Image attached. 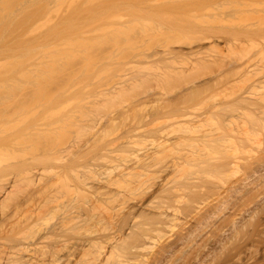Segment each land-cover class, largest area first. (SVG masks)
I'll return each mask as SVG.
<instances>
[{"label":"bare ground","instance_id":"1","mask_svg":"<svg viewBox=\"0 0 264 264\" xmlns=\"http://www.w3.org/2000/svg\"><path fill=\"white\" fill-rule=\"evenodd\" d=\"M117 1L118 4L119 2H124L126 7L120 5L121 3L117 6V2H115L116 4L112 3L110 4L111 6L109 5L112 11L109 9L107 12L106 9L105 12V9L103 10V8L99 6L104 12L102 13V11H100L101 15L99 9H97L98 11L96 10V6L95 8H93V6L91 7L94 11L98 12L99 17L97 16L98 19L95 20L96 22H99V25H92V23L97 24L95 20L94 22H86L91 19H86L88 17L85 13H83L84 15H79L84 18V20L81 18L83 21L78 18L81 23L79 21L73 23V21L71 22L73 26L70 22H68L67 25L65 22L70 20L66 18L67 21L64 22L65 19H62L61 24L62 26L66 24L64 28L71 25L72 29L75 24L78 25V23H80L79 28L76 26L77 29L75 28L76 30L74 31H76V33L78 29L84 31L83 33L79 31V34L81 35H79V37L86 40L93 39L95 42L96 39L98 40L100 37L104 38L106 35L108 37L110 34L109 32L112 34L114 31L116 35H123L125 34L123 30L125 32L127 30L126 34H128L127 37H129L130 34L132 35V33H134L131 32L135 31L134 27L142 25V27H140L143 28L141 29L143 37V39H141L143 41L145 39L147 40L148 37L151 38L154 34L155 40H159L162 37V41L160 40V42H158L162 45L161 42L164 41V44L162 45V50H154L156 47L161 48L158 44L155 48H151V50L150 47H147L149 42L145 44L147 42L145 40L144 44L142 43L144 49L139 43L141 39L139 40L138 37L136 38L138 33L136 36L132 35L135 39H133V41H136V43L131 42L129 45L132 46L131 44H133L134 48L131 49H137L136 51H139H135L136 53L129 51L132 54L138 53L137 55H133V58L135 57L133 59L131 54L127 51L125 52V48H122L124 45L122 42V52L123 54L129 53L128 56L130 55V58H126L127 54L124 55L126 57L121 58H123L122 60H129V64L125 62L126 60H124V62L122 61L123 64L116 61L118 65L126 67V65H131L130 62L132 61L133 66L126 67L128 70H130L129 68L131 67L133 70L134 67L141 71L143 69L141 68V65H143L145 68L142 71L148 69V66L151 67H149L150 71L148 69L146 70L149 72H147L148 74L146 72H141V74L139 73L140 71L135 70L139 73L137 74L135 72L138 75H136V77L134 73L131 75V70L130 72H127L129 76L126 77L124 74H126L125 71L127 69L124 71L125 67H122V69L118 66L117 68L124 73H122V75L126 79H123L120 82L119 79L116 78L118 80L117 84L114 80L113 83L111 81V83L113 85L115 83L116 86L114 85L111 89H107L106 87V91H102L104 83H99L98 81V76L100 75L97 76V80L93 77L97 74L94 73V75H92L91 71L90 74L94 80L96 79L98 81L97 84H102V86L98 85V87L97 84H95V86L93 85L94 87L91 88H102L98 90H101V93L99 92L100 94L95 96L96 100L92 99L90 101L89 98L87 101L88 97L86 98V96H84L87 101L84 102L85 104L89 101L94 104L91 105L89 104L90 102L88 103L92 109H86L87 106L82 103L83 100H85H82L83 97H81L79 103L81 105L83 104L85 107L78 105L79 103L76 104L77 106L74 104L75 102L70 103L71 101L69 98L73 101V98L78 92H74L77 89V86L75 85V82H71L73 79L70 78V81H68V73H75L74 76L78 74V76L81 77V73L85 69L87 71L90 64L87 68H84L87 65L80 68L83 66L82 64L84 62L80 67H78V63L77 67L80 70L83 69V71L80 72L79 69L77 71V67H71L69 65L70 62H68V60L66 61V59L69 58L66 57L65 60L62 59V63L59 58V53H64L61 54L63 57L70 53L74 60L78 55H81V53L77 52L81 50L82 45L84 46L83 49H86L87 47L90 49L93 47L91 45L95 44L92 41L90 42V40L89 43H87L88 41L86 42V40V43L84 41L82 42L78 35H75L73 31L74 28L72 29L73 32L69 29L71 31L70 34L69 30L66 31L63 28V31L61 25H58V27L53 26L56 28L48 29L50 30V34L52 31L59 32V36L57 33L52 32V34H56V37L51 34L58 40V37H61L66 32V38L64 36H62V38H65L66 40L68 38V43L65 41L56 42V39H52L54 40V43L50 42L52 45L56 43L55 45L58 46L59 44L57 43H60L61 47L63 44H65V47H68L70 45L69 40H73L72 37H69L70 34L71 36L74 35V37H77V39L74 38L75 40L71 43L73 47L76 43L75 41H81V46L79 43L80 41L78 42L80 49H77L76 47L73 48L70 45L72 50H70L69 46V51L67 50L69 53L64 48L65 52H59V50L56 52L58 53V56H54L56 55L54 54L52 57H50L51 53L49 54L47 51L43 50L46 53L41 51V54H45V56L49 57V60H47V58L44 59L43 57L45 56H43V54L42 56L37 55V57L41 56L39 60L37 57L33 59V53L36 52L35 48L38 49V47L41 48V45H44L43 43L39 45L40 41H38L37 45H34L35 50H32L33 48L28 49L31 54L24 48H22L24 50L20 49V52L16 53V55H20L17 57L18 59L22 58L24 55H31L33 57L32 59L36 60L35 63L38 61L41 62H39V64L37 63L38 65L36 64V67L34 66L35 73L32 71L34 67L31 66L32 69L28 68V70H31L36 76L31 75L32 73L30 74L27 70L24 71L25 68L23 69L24 73L19 74L22 72L21 67L23 64L25 65L24 61L26 59L29 60L28 56H24L22 59L23 61L16 58L18 64L16 63V60H12L18 66L21 64L19 66L21 71L18 69L14 71L15 73L17 72L16 75H18H12L13 78L15 76L24 79V81L20 79V84H16L19 82V80H16V82L11 84L12 86L10 85L12 81H9V84L3 85L7 82L5 80L6 78L9 79L8 76H10L12 72L8 74L5 73L18 68V66L12 64V61L7 64L8 70L6 66H4L5 69H2V71L5 70V72H3V74H1L2 72L0 70V75H6V78L5 76L3 77L5 79H2V76L0 77V81H5L2 84L0 82V84L3 85H0V264H74V262H76V264H135L137 259L144 257L148 252H150L148 253V255L150 254L149 260L147 258L148 261H144L145 263L143 262L141 264H147L148 262V264H161L166 254L170 255L171 253H175V248L178 245L188 244L189 242L194 241L195 234L208 227L212 218H214L217 213L222 212L227 208L230 199H233L237 194H243V196L244 194H247L246 192L249 190L245 189L249 186L246 184V182L248 183V180L251 179L253 183L256 179L255 182L260 181V183L261 180H264V82L260 83L262 81L256 82L254 80L257 75L261 74L262 71L264 72V4L262 5L264 0L262 2L260 0L257 2L256 0L257 4L261 2L258 6L256 5L255 0H253L255 3L250 1L252 6L256 5V7H254L257 14L255 12H252V14L255 17L257 15V18H255L254 21V18L251 16L250 19H248L249 21H247V24L252 26L254 22V24L256 23V25L253 26L255 28L243 24L245 25L244 27H247L244 28L237 23L240 27L237 26L240 29L243 27V30H241V32H239V29L233 30L234 32L231 31L233 35L236 33L244 35L245 33L244 36L247 37L250 42L254 41L253 44L255 45L253 46L251 42L250 44H246L245 47V43H247L246 39L245 41H242L244 39L241 37L242 40L239 38L241 41H238L239 35H235V37L238 36L237 41L240 42L239 46L234 47L233 44V47H230L232 43L229 42V44L228 41L225 40L226 37L229 38L232 36V34L229 35L231 32L228 31L229 33L226 32L228 35L225 36L224 39L230 45H226L227 49L225 51H227V53L224 52V49H215L220 50L217 52L219 54H216L218 56L215 55L216 57L214 55L211 56V53H209L210 56L207 54V52L211 51L210 48H213H209V45L214 46L213 42L216 43L215 41L218 38L216 31H214L217 27V25L214 27L215 23L224 25L223 22L226 21L225 19L226 17L228 18L229 12L231 11H228L227 9H231L232 6V9L237 10V7L243 3L240 6V10H243L242 6H245V2L243 1L246 0H233L236 2L238 1L237 3L235 2V8L233 7V4L230 3V0H226L228 4L225 1V5L228 7L224 6V0L222 1L223 3L220 0H214V2L223 4L224 8L222 10L224 11V14L221 13L222 10L220 9L222 8V4L217 5V3L213 2L214 5L216 4V7H210L217 8L220 6L218 8L221 12L213 10L215 8H212L211 10V8L206 5L199 8L201 2L198 3L195 0H187L189 2L183 0L185 4L188 3L185 6L184 4L181 5L182 3H176L177 0H145V3L147 4L144 5L143 2H140L141 4L139 3L140 5H144L141 6L143 9L150 7L152 11L156 10V13L153 15L155 18L158 17V20H155L154 16L151 14H148V17L143 16L142 18L145 19H142L140 13L143 14L147 9H144L143 11L141 10V7L133 8L134 6H131L133 3H130L128 6L127 2L129 3L130 0ZM131 1L136 3L137 0ZM139 1L141 0H138L137 3ZM4 2L6 3L7 1ZM189 3H197L195 8L198 7V9H200L199 13H201L202 10L205 9L204 6H206L208 8L205 9L206 11L211 10L212 14L215 11V15L216 13H221L222 15H220H224V19L222 17L219 19V14L218 16H215L214 14L212 16L210 11V18H218L216 19L218 22H214L215 18L213 20L208 18V11H203L200 16L203 19L206 16L205 19L207 20V23L205 22V24L200 20L202 19L200 16L198 17V20L196 19V16L199 14H196L197 12L194 10L199 11L197 8L192 9L193 14L191 13V8L194 5L192 4L193 6L191 5V7ZM246 3L248 4L247 7H250L249 0L246 1ZM136 4L134 5L139 6ZM182 6H184L186 11L188 10V12L182 16L185 20L180 18L182 15L181 12H183L181 11L183 9ZM124 7L126 9L132 8L133 10L131 11L128 9V12ZM153 7H155V9ZM247 7H244V11L247 10ZM254 7L250 8L253 9ZM114 8L116 10H114ZM120 8V11H127L126 14L125 12L122 13L123 11L119 12ZM179 9L181 11L180 16L177 15L179 14L177 13ZM134 10L136 12H134ZM240 10H237L238 12H236L239 14ZM113 11L115 14L118 12V15L113 14ZM175 11H177V14L174 13ZM235 11L233 10V12ZM246 12H244V14H246ZM127 13H131L133 17H131L130 14V16H127ZM173 13L175 14L176 19L177 16L180 18L177 19V22L174 15H172ZM205 13L206 15H204ZM248 13H250V11ZM168 14H171L170 18ZM114 15L117 18L121 17L120 20L129 17V20L128 18L124 20L125 23H129L133 20V24H131L132 22L130 23L132 26L130 24H122V26L121 23H124V20L121 22L117 19L115 22ZM190 15L191 18L189 17ZM230 15L228 22L232 19L231 16L234 14ZM110 16L111 19L113 17L114 22L112 21V23L116 26L117 24L118 26L121 25L118 28L120 30L112 29L113 31H106V29L109 30V28L114 25H110L111 23L109 24V22L106 23V18L109 20L108 17ZM136 16L141 18L140 20H137V23L135 21ZM162 16L165 18V21H169L165 22L167 24L162 22L164 21L162 20ZM165 16H167V18ZM234 16L232 20L233 22ZM192 17L196 19L197 24H193L195 21L192 20ZM103 18L105 19L104 22H100ZM130 18L133 19L131 20ZM171 18H174L175 22L174 19L172 20ZM150 19H153V21ZM154 20L155 22H159L160 20V24L154 23ZM183 20H190L189 22L192 24L184 22ZM199 20L201 21L200 24ZM150 21H152L154 25L158 24L156 25L158 27L152 29L154 27L152 23V28H148V23ZM232 21L229 23L226 21L224 26H229L228 24L233 23ZM84 22H86L87 25ZM145 22H147L146 25L144 24ZM236 22H234L235 24L233 23L234 25L232 28L236 25ZM163 23L166 27L165 25L163 26ZM201 23L203 25H201ZM104 24L105 26L106 24H109V26L107 25L108 28L105 27ZM143 25L147 26L149 30L145 26L143 27ZM195 25H198V27ZM90 26L94 29L91 30ZM97 26H100V29L103 26V30L98 28V31L100 30L101 32H95L94 30H97ZM199 26H206V28H199ZM210 26L215 28L213 29V32L216 34L211 31L212 28ZM85 27L90 29H86L87 31H85L83 29ZM163 27L164 31L161 30ZM229 27H231V25ZM58 28L59 31L57 30ZM60 29L64 33H62ZM144 29L149 32L150 29L156 31L159 29L158 31L161 32L160 34L164 33L166 36H162L159 32L155 31L149 33ZM104 30L106 34L102 32ZM128 30H130V32ZM116 31H119L120 33ZM60 32L62 34H60ZM145 32L151 35H147ZM211 32L213 33V36L211 35ZM72 33L74 34L72 35ZM93 33H95V35H93ZM96 33L99 35L97 36ZM102 33L103 35H101ZM220 33H223V31ZM88 34L89 37H87ZM91 34L92 36H96V39H94ZM43 35L45 34L40 35L39 38ZM47 35L48 36H45L50 38L48 41L51 40L49 33ZM156 35L160 37L156 38ZM214 35L216 36L215 41L213 40ZM115 36L108 37V41L111 39V41H113H109V45H112V48L114 42H116L117 46L115 47L114 44V47L118 48V50L120 49V54L121 48H119L120 45L118 46V44H120L122 37L120 35L121 38L118 36L115 38ZM46 37L45 39L47 40ZM107 37H105L106 39L104 40L106 43L108 42L106 41ZM117 37L120 41H117ZM232 37L230 38L232 39ZM102 38H100L101 44H97L100 48L102 47L101 45H108L105 42V44L102 43ZM45 39L43 38L41 41H44L47 46L50 42L46 44L48 41H45ZM124 39L123 41H125ZM231 39L228 40L231 41ZM130 41L132 40H129V42ZM233 41H236V38H234ZM241 42H243L242 46L240 45L242 44ZM257 42H259V44L261 43V45L258 46ZM78 43H76V45H78ZM125 44L127 45L128 41ZM134 44L137 45L135 46ZM50 45L51 44H49L48 47ZM247 45L250 47H247ZM57 46H55L53 50L61 48ZM137 46L138 48H141L142 51L144 50V52H148V49L153 52L142 53V51L140 52L141 49H135ZM151 46L154 47L153 45ZM251 46H253V49L255 46L260 48L258 49V51L260 50V54L259 52L257 54L261 57H256L261 61H258V59L256 60L261 63V65L257 63V65L261 67L257 66L258 68L256 67V70L254 67L255 64H251V62H255L254 60L256 58V54L252 55V52L249 50L252 49ZM50 47V49H52L53 46ZM114 47L113 49L109 47V49L107 47V49H105L104 46L105 50H109L108 52L105 51V54L108 53L107 57H112L110 51H115L113 54H115L116 58L121 56L116 54L117 49L115 50ZM244 47L245 49H243ZM40 48L38 49V52H40ZM75 48L78 50L75 52L77 56H74L76 55L74 54L75 50L73 51ZM208 48L210 51H208ZM214 48H217V46L215 45ZM247 48L248 50H246ZM50 49L47 50L51 51ZM93 49H95V47H93ZM97 49L98 48H96V52L100 51V49ZM55 51L57 50H54L53 52L55 53ZM61 51H63V48ZM85 51L87 52V50ZM85 51H83L84 54H87L90 58V55L92 54L89 53V55ZM66 53L68 54L66 55ZM109 53L111 55H109ZM248 53H250L251 56H254V58ZM99 56H97V62L99 61ZM79 57L80 59L77 60H82L81 56ZM95 57H93V60ZM104 57L106 58V56ZM116 58H114L113 55L112 59H106L109 62ZM136 58H138V62ZM41 59L44 61L42 62ZM100 59H102V56ZM33 60L32 62H34ZM50 60L53 61L51 62L52 64L49 65L52 70H49V67L47 66V64H50ZM56 60H59L60 63ZM73 60L71 61L70 59L69 61L73 62ZM85 60L86 59H84V61ZM149 60L151 61L148 62ZM107 61L105 64L108 63ZM54 62H56L57 65H55L56 63ZM95 62L93 61V63ZM99 62L98 65L103 64L105 61L103 60L102 62L101 60ZM35 63H33V65ZM53 63L55 70H53ZM63 63L65 66H63ZM109 63L112 64V62ZM135 63H138V65L140 64V68L138 65L136 68V65L134 66ZM9 64H12L14 67L12 66L13 68L9 69ZM105 64L104 67L106 66ZM111 64H108L107 68L109 66L112 67L113 65ZM44 66L47 67L44 68ZM93 66H95V64ZM100 68L97 70L102 72L104 68ZM117 68H115V70ZM152 68H154V71L151 70ZM249 68L252 71H249ZM92 70L94 69L92 68ZM84 72L83 75H85ZM26 73H29V75ZM105 73L108 72L106 71ZM24 74L26 77L23 76ZM71 74L69 76L74 78ZM114 74L111 75L113 78ZM91 75L88 76L90 77L89 80L92 79ZM45 76H50L48 77L49 79H46L50 81H48L49 84L45 79L44 82L47 84H41ZM24 77L27 78V80H25ZM88 77H86L87 80L84 82L85 86L86 84L89 85L90 82L92 83V81L88 80ZM260 77L262 78V75H260ZM261 78L257 76L256 80H261ZM13 80L15 81V78ZM79 80H77L78 83ZM152 80L157 82L156 86L159 84L162 91L159 88L160 92H155V86L152 87V84L154 85V83L150 82ZM252 80L255 82H252ZM25 81L27 83H24ZM68 82H71V84L76 86L75 89L72 88L75 96L73 94L70 95L71 93L69 92H72L70 88L72 85L70 86ZM248 82L249 84H247ZM84 83L81 84L84 86ZM81 84L79 83L78 88L82 87ZM148 87L152 88H150L151 91H148L149 93L152 92L153 94L154 92L159 95L162 92V96L159 95L161 97H157L155 94L153 97L156 96L157 98H151L152 94H150L151 97H146L147 94L149 96V93L147 92ZM96 89L92 91H95ZM155 89H157V87ZM82 90L83 89H81V91ZM141 90L147 92L146 94V92L143 91L145 94H142L146 97L145 99H142L144 96L141 97ZM90 91L89 94L88 92H84L85 94L82 93V96L83 94L91 96ZM135 94H138L137 96H139V98L141 97V99L131 101L132 97L138 98ZM91 98H94L93 95ZM94 100L96 104L92 102ZM77 102L78 101H76V103ZM147 105L150 106L149 109ZM88 135L90 136L87 137ZM84 138L86 139L85 141H83ZM100 161L101 163H99ZM241 172L244 174V178L242 177L243 174H239ZM239 175L242 177L239 178V180H242H240L242 182L240 186L235 187L234 189H232L233 187L226 189L223 186L220 187V184L224 185L234 176L240 177ZM254 177H256L255 180H253ZM239 180H237L238 184L240 182ZM262 186L261 188H263ZM220 188H224L225 190L223 192L216 190H221ZM210 191H216L218 197L221 195L220 193H223V198L221 197L222 199L217 198L219 201L215 200L218 205H213L214 207H217L216 210L211 209L212 211L206 210L208 204L206 207L202 205V203H204V198L206 196V198L210 197ZM224 193H231V195L224 196ZM240 196L242 195H239L237 198ZM206 198L205 200L207 201L208 199ZM130 204H133V206L129 207ZM201 205L205 207V210L207 211L205 214L198 213L201 211ZM134 208H138V215L133 211ZM202 210L204 212V208H202ZM194 212L200 214H197L199 218H197L196 222L194 221L196 225L194 224V226L191 227L192 225L189 226L187 222V228L182 231L180 228V234L179 232L176 233V235L179 234L178 237H174L177 239H173V241L170 236V240L165 238L164 235L167 234L165 232L167 229H170V227L175 225L176 221L181 218L180 215H196ZM216 216L218 217V214ZM235 220L232 222L235 229H237V221ZM154 235L159 237L157 238L159 239V242L157 241V243H161L159 247L157 244H154L155 242L152 244L153 241L157 240ZM198 236H200V233ZM161 238H165L166 242H168L166 243L163 241V243H165L163 244ZM171 240L173 242H171ZM149 249H156L157 251H152V253ZM185 250L186 249H184V251ZM183 255L184 254H182V256ZM179 258L180 257H178L176 261L179 260ZM145 259L146 258H144V260ZM72 260L74 262H72ZM174 261H172L171 264L176 263ZM140 262H142V260L139 261V263Z\"/></svg>","mask_w":264,"mask_h":264},{"label":"rangeland","instance_id":"2","mask_svg":"<svg viewBox=\"0 0 264 264\" xmlns=\"http://www.w3.org/2000/svg\"><path fill=\"white\" fill-rule=\"evenodd\" d=\"M4 1H7L6 3L4 2ZM119 1H121V0H119ZM124 1H126V0H124ZM131 1V0H130ZM129 1V3L127 2V5L129 6V4L131 3H133L131 6H134L133 8H136V7H141L142 5H140L142 2L144 3V5L145 4H147V3H145V0H141V1H139L138 3H137V1H136V3H134V1L132 2H130ZM187 1V0H186ZM185 1V2H186ZM195 1H197L198 3L199 2H201V4H199V8H201V6H203V5H206L207 7L209 6H215L216 7V4L214 5L213 3H217V2H214V0H195ZM215 1H218V0H215ZM221 2L223 1V0H220ZM225 1L226 0H224L223 2H224V6L225 7H228V6H226L225 4L227 3V1H226V3H225ZM239 1V0H238ZM237 1V2H238ZM241 1H243V0H241ZM246 1H248V0H246ZM246 1H243V2H245L244 3V5L245 6H242L243 7V10H240V6L243 4L242 2H240V3H242V4H240V6L239 7H237L238 9L237 10H240L241 11V13H240V11H239V14L237 13L238 11L236 10V9H232V6L231 5H229V6H231V9H227L228 11H230L229 12V15L231 14H234V15H236V16H234V15H230L231 17H232V19H230V21H232L233 20V16H234V22H236V25L232 28V26L235 24L233 21V23H231V24H228L229 26L231 25V27H229V26H224L225 25V22L227 21L228 22V18H229V15H228V12H227V15H228V18L226 17V14H225V17H226V21H224L223 23H224V25H220V24H218V23H215V26L214 27H216V25H217V27H216V29L214 28V27H212L213 26V24L211 23V25L212 26H210L211 28H212V32H213V29H215L214 31H216V33H217V39H216V36L214 35V41H215V39H216V43H214L213 42V44H214V46L213 45H209V48L210 47H215V45L217 46V48H210L211 49V51H210V49L208 48V51H210V52H207V54H208V56H210L209 55V53H211V56L212 55H216V54H219V53H217V52H219L220 50H222V49H224V52L225 53H227V51H225L226 49H227V47H226V45H229L230 43H232L231 44V46L230 47H233V44H234V47H236V46H239V43L240 42H238V41H241L242 39H241V37H243V39L244 40H242V41H245V39H246V42L247 43H245V47H246V44H250L251 42H250V40H248L247 39V37H245L244 35H245V33H244V35L243 34H241V35H243V36H241L239 33L237 34L236 32V34L235 35H239V37L238 36H236L235 37V35H233L232 34V32L231 31H233V30H240L239 32H241V30H243L242 28L245 26V25H243V24H246V26L247 25H249V24H247V21H249L248 19H250V17L252 16L254 19V21H255V18H257V15H256V17L252 14V12H255L256 13V9H255V7H256V5L258 6V4H260L263 0H260L261 2L260 3H258L257 4V2H259L258 0H257V2H256V0H255V2H256V5H251V2L250 1H252L253 3H255L253 0H249V5H250V7L252 8V7H254L253 9H251L249 6V8L247 7V3H246ZM115 2H117V6L121 3V2H119V4H118V1L117 0H0V70H1V74H3V72H5V70H3L2 71V69H5L4 68V66H6V68H7V70H8V67H7V64L8 63H10L12 60L13 61H15L16 60V63L18 64V62H17V57L18 56H20V55H16V53H18V52H20L19 50L20 49H22V48H24V49H26V50H28V49H30V48H33L32 50H35L36 52L35 53H33V57L30 55V56H28V55H24V56H28L27 58L29 59V60H27L26 58V60L24 61V63H25V65L23 64V66L21 67V70H22V72H20L19 74H23L24 73V71H29L30 72V74L32 73L31 72V70H28V68H31L32 69V67H34L37 63L39 64V62L40 61H38L37 63H35L36 62V60H33V59H35L36 57H37V55H41L42 56V54H41V51L42 52H45V51H47L49 54L51 53V55H50V57H52V55H54V54H56V55H54V56H58L57 54L58 53H56V52H58L59 50V52H65L64 51V48L66 49V51L68 50L69 51V46L71 45L72 46V41H74L75 39H77V37L75 36L74 37V33H75V35L77 34L78 35V37H79V31H81L80 29H78V31H77V33H76V31H74V30H76L77 28H76V26H78V28H79V24L81 23L79 20H78V18H83V17H80L79 15L80 14H83V13H85V15L87 14V17L88 18H86V16H85V18L86 19H91V20H85L86 22H88V21H92V22H94V20L95 19H98V17H99V15H98V10L97 9H99V13H100V11H102V9L101 8H103V10L105 9V12H106V9H107V12H108V10L110 9L111 10V8H110V4H112V3H115ZM123 2V1H122ZM141 2V3H140ZM187 2H189V1H187ZM186 2V3H187ZM191 2V1H190ZM193 2V1H192ZM213 2V3H212ZM222 2V3H223ZM234 2V3H233ZM236 1H233V0H230V3H232L233 4V7L235 8L236 7V3H235ZM264 2V1H263ZM124 3V2H123ZM123 3H121L120 5H124L125 6V3L123 4ZM140 3V4H139ZM176 3H182L181 5H183L184 4V6L185 5H187V4H185L184 2H183V0H177V2ZM194 3V2H193ZM192 3V4H193ZM212 3V4H211ZM221 3V4H222ZM116 4V3H115ZM134 4H136V5H139V6H135ZM191 3H189V5L191 6L192 5ZM221 4H219V3H217V5H221ZM228 4V3H227ZM239 4V3H238ZM264 3H262V5H263ZM110 5V6H109ZM143 5V6H144ZM149 5V4H148ZM194 5V6H193ZM192 6L194 7H192L191 8V13L193 12L192 11V9H198V7H196L195 8V5H197V3H195V4H193ZM93 6V8H95V6H96V10L97 11H94V9L93 8H91ZM99 6H101V8L99 7ZM104 6V7H103ZM184 6H182L183 7V9L181 10V11H183L184 12ZM206 6H204L205 7V9L207 8ZM222 6V8H220L221 10L224 8V6H223V4L221 5ZM238 6V5H237ZM97 7H99V8H97ZM114 7H116V6H114ZM120 7V6H119ZM122 7V6H121ZM126 7V6H125ZM124 7V9H126ZM146 7V6H145ZM203 7V8H204ZM215 7H212V8H215ZM218 7H220V6H218ZM217 7V8H218ZM241 7V8H242ZM244 7H247V12L246 11H244ZM142 9L141 10H143L144 11V9H143V7H141ZM154 9H155V7H153ZM186 8V7H185ZM211 8V7H210ZM209 8V9H210ZM212 8H211V10H212ZM217 8H215V9H213V10H216V12H218L219 11V8H218V10H217ZM101 9V10H100ZM113 9V8H112ZM118 9V8H117ZM122 9H123V7H122ZM128 9H130V8H128ZM128 9H126V10H128ZM137 9H139V8H137ZM147 9V10H146ZM146 12L144 11V13L143 14H141L140 12V15H141V18L144 16H147L148 14L150 15H153L154 13H156V10H154V11H152L151 10V8L149 7H146ZM156 9H158V8H156ZM205 9H203L202 10V12L201 13H203V11H206ZM208 9V8H207ZM114 10H116L115 8H114ZM121 10V8L119 9V12H122V13H124L125 11L124 10H122V11H120ZM131 11L133 10L132 8L130 9ZM140 10V9H139ZM199 11H197V10H194L195 12H197L196 14H199L198 16H196L197 18V20L199 19L198 17L200 16V14L201 13H199L200 12V9H198ZM210 10V11H211ZM233 10L236 12H233ZM112 11V10H111ZM178 11V10H177ZM177 11H175L174 13L175 14H177V13H179V14H177L178 16H180V14L182 13V15H181V19H184V17L182 18V16L184 15V14H186L187 12H188V10L186 11L185 10V12L183 13V12H181L180 11V9H179V11L177 12ZM208 11V13L209 14H207V16H209L208 18H210L211 16H210V11L209 10H207ZM206 11V12H207ZM250 11V13H248ZM95 12H96V14H95ZM116 12V11H115ZM127 12V11H126ZM126 12H125V14H126ZM128 12H129V10H128ZM134 12H136L135 10H134ZM177 12V13H176ZM181 12V13H180ZM215 12V11H214ZM214 12H213V14H214ZM219 12H221V11H219ZM224 11L222 10V12L221 13H223ZM244 12H246V14H244ZM102 13H104L103 11H102ZM110 13H112V12H110ZM132 13V12H131ZM131 13H127V16H130L131 15ZM172 14V15H174V18H175V14ZM220 13V14H221ZM91 14V15H90ZM113 14H115L114 13V11H113ZM119 14H121V13H119ZM130 14V15H129ZM193 14V13H192ZM195 14V13H194ZM211 14H212V11H211ZM213 14H212V16H213ZM218 14L219 13H216V15L218 16ZM219 14V19L222 17L223 18V16H221ZM224 14V13H223ZM237 14H238V16H237ZM251 14V15H250ZM257 14V13H256ZM84 15V14H83ZM100 15H101V13H100ZM106 15V14H105ZM105 15H103V16H105ZM112 15V14H111ZM115 15H118V12H117V14H115ZM114 15V21L116 22L117 21V19L118 20H120V18L121 17H116ZM132 15H133V13H132ZM131 15V17H133ZM137 15V14H136ZM139 15V14H138ZM139 15V16H140ZM148 15V16H149ZM169 15V18H170V15L171 14H168ZM176 15V16H177ZM204 15H206V13L204 14ZM204 15H202V16H204ZM215 15V14H214ZM215 15V16H216ZM98 16V17H97ZM147 16V17H148ZM154 16V15H153ZM153 16H151V17H153ZM164 16V15H163ZM162 16V17H163ZM177 16V19H180L179 17ZM187 16H188V14H187ZM194 16V15H193ZM101 17V16H100ZM107 17V16H106ZM122 17L124 18V16L122 15ZM146 17V18H147ZM166 18H167V16H165ZM185 17H186V15H185ZM190 18H191V15L189 16ZM201 17V16H200ZM206 17V16H205ZM205 17H204V19L202 18V19H200L201 21H203L204 23L207 21L206 19H205ZM230 17V18H231ZM69 19L70 21H67V19ZM102 18V17H101ZM105 18V17H104ZM103 18V20H101L100 22H104V19ZM109 18V20H107V18H106V23L107 22H109V24L110 25H112V24H114V23H112V21H113V17H112V19H111V16L110 17H108ZM128 18V20H129V17H127ZM127 18H124L125 20L127 19ZM137 18H139V17H137L136 16V19H135V21H136V23L138 22L137 20H140L141 18H139V19H137ZM154 18H155V16H154ZM153 18V19H154ZM160 18V17H159ZM174 18H171L172 20L174 19ZM189 18V19H190ZM215 18V20L216 19H218V18H216V17H214ZM213 17L212 18H210V19H214ZM237 18V19H236ZM64 20V22L65 21H67V22H65V23H67V25H68V22H73V23H77V21H79L80 23H78V25L77 24H75L74 25V29H73V31H74V33H72V35L73 36H71L70 34H71V31H72V29H71V25L73 26V24L71 23V25H69L68 27H70V28H68V27H66V28H64V26L66 25V24H64L63 26H62V21L61 20ZM93 19V20H92ZM124 19H122V20H124ZM131 19V18H130ZM133 19V18H132ZM131 19V20H132ZM142 19H145V18H142ZM153 19H150V20H152L153 21ZM176 19V18H175ZM175 19H174V22H175ZM177 19H176V22H177ZM196 19L194 18V17H192V20H194V21H192V22H194L193 24H197V22H196ZM224 19V18H223ZM72 20V21H71ZM82 20V19H81ZM83 20H84V18H83ZM82 20V21H83ZM122 20H120L121 22H123ZM125 20H124V23H121V25L122 24H130L131 22H129V23H125ZM149 20V19H148ZM155 20H158V17H156L155 18ZM155 20H154V23H159L160 22V20H159V22H155ZM162 20H164V21H162ZM161 21L162 22H169V21H165V18L163 17V19H162ZM170 20V19H169ZM185 20V19H184ZM183 20V21H184ZM199 20V24H200V21ZM212 20H210V21H212ZM214 20V22H218V20H216L215 21ZM252 20V19H251ZM251 20H250V22H251ZM113 21V22H114ZM134 21V22H135ZM142 21V20H141ZM146 21V20H145ZM152 21H150L149 23H148V28L149 27H151V24L153 23ZM179 21H182V20H179ZM190 21V20H189ZM189 21H184V22H189ZM209 21V20H208ZM229 21V22H230ZM63 22V23H64ZM86 22H84V23H86ZM95 22H96V20H95ZM140 22V21H139ZM143 22V21H142ZM161 22V23H162ZM171 22H173V21H171ZM213 22V23H214ZM228 22V23H229ZM250 22H248V23H250ZM253 22V21H252ZM97 24H93L92 23V25L94 26H96V25H99L98 23V21L96 22ZM118 23V22H117ZM116 23V24H117ZM119 23V24H120ZM135 23V24H136ZM154 23L152 24V25H154ZM163 23V26L165 25V24H167V23H165L164 24ZM189 23H191V22H189ZM207 23V22H206ZM205 23V24H206ZM219 23H220V21H219ZM240 25V26H243V27H241V29L239 28L240 26L238 25V24ZM89 24V23H88ZM109 24H106V26H105V24H104V26L105 27H107L108 28V26H109ZM131 24H133V22L131 23ZM130 24V25H131ZM134 24V25H135ZM139 24V23H138ZM142 24V23H141ZM145 25L147 24V22H145L144 23ZM160 24V23H159ZM169 24V23H168ZM192 24V23H191ZM204 24V25H205ZM252 24V23H251ZM253 24H254V22H253ZM252 24V26L251 25H249V26H251V28H255V27H253V26H255L256 25V23L253 25ZM58 25H61V29L63 30V28L66 30V31H68L69 29L71 30H69L70 32V34H69V37H72V39L73 40H69V43H70V45L69 44H67L68 42V38H67V40L65 39L66 37H65V33L64 32H62V30L60 29V31L62 32V33H64V35H62V36H64L65 38L63 39L62 38V36L61 37H58L59 36V32H55V31H52V32H54V33H57V37L60 39H56L55 37H56V34L54 35V34H52V32H51V34L52 35H54L55 37H53L51 34H50V30H48V29H50V28H56V27H53V26H57L58 27ZM82 25H83V23H82ZM86 25H87V23H86ZM91 25V24H90ZM108 25V26H107ZM121 25H119V26H121ZM140 25V24H139ZM145 25H143V27L145 26ZM156 25H158V24H155L154 25V27L152 28V29H154L155 27H158V26H156ZM201 25H203L202 23H201ZM210 25V24H209ZM226 25H227V23H226ZM239 27H238V26ZM119 26H118V24H117V26L114 24L113 25V27L111 26V28H109V30L108 29H106L105 27V29H106V31H110V30H120V29H118L119 28ZM123 26V25H122ZM132 26V25H131ZM137 26V25H136ZM141 27H142V25H140ZM140 26H137V27H134V30L136 31H131V32H134V33H132V35L134 36H136V34L138 33V36H136V38L138 37V39L140 40L141 38L143 39V37H142V31H141V29H143V28H141ZM160 26V25H159ZM196 27H198V25H195ZM60 27V26H59ZM82 27H84V26H82ZM87 27H89V26H87ZM87 27H85V28H83L85 31H87L86 29H90L91 28V30L92 29H94L92 26H90V28H87ZM100 26H97L96 28H97V30H94L95 32L96 31H98V28H99ZM103 27V26H102ZM102 27H101V29H102ZM116 27V28H115ZM139 27H140V29H139ZM146 28H147V26H145ZM162 27V26H161ZM165 27H166V25H165ZM200 27H205L206 28V26H199V28ZM238 27V28H237ZM68 28V29H67ZM76 28V29H75ZM95 28V29H96ZM127 28V27H126ZM125 28V29H126ZM147 28V29H148ZM207 28H208V26H207ZM232 28V29H231ZM244 28H247V27H244ZM82 29V28H81ZM100 29V28H99ZM100 29V30H101ZM157 29V28H156ZM209 29V28H208ZM249 29V28H248ZM51 30H55V29H51ZM58 31H59V28L57 29ZM98 31V32H101V31ZM103 30V29H102ZM112 30V31H113ZM133 30V29H132ZM145 30V29H144ZM149 30V29H148ZM148 30H145V31H147V32H149ZM159 30V29H158ZM156 31V30H151L150 29V32L151 31H155V32H159V31ZM161 30H163L164 31V27H163V29H161ZM246 30V29H245ZM244 30V31H245ZM64 31V30H63ZM72 31V32H73ZM88 31H90V30H88ZM129 32H130V30H128ZM223 31V33H220V32H222ZM228 31H230L231 33H229ZM244 31H242V32H244ZM60 32V34H62ZM82 33L84 32V31H81ZM80 32V33H81ZM102 32H104L105 33V30L104 31H102ZM115 32V31H114ZM113 32V33H114ZM116 32H119V31H116ZM123 32L125 33V34H123V35H125V36H123L122 34H120L121 35V37H120V35H116V33H112L111 34V32H109L110 34L108 35V37L110 36H118V37H120L122 40L120 41V39L118 38L117 39V41H120V44H118V46L120 45V47L119 48H121L122 47V45H123V49L125 50V52L127 51V52H129V51H133L134 53H136V52H139V51H136L137 49L136 48H138V46L137 47H135V49L136 50H132L131 48H134L133 47V44H131L132 46H130L129 44L132 42H134L133 41V39H134V37L130 34V36L129 37H127V35L128 34H126V32H127V30H126V32L123 30ZM147 32H145V34L147 33ZM149 32V33H150ZM211 32V35L213 36V33H215V32H213L212 33ZM226 32H228L229 33V35L230 34H232V36H230V37H232V39L229 37H226V39H225V36H227L228 35V33H226ZM234 32V31H233ZM238 32V31H237ZM49 33V35H50V37H51V40H49L48 41V39H50V38H48V37H46V36H48L47 34ZM81 33V34H82ZM120 33V32H119ZM118 33V34H119ZM122 33V32H121ZM144 33V32H143ZM149 33H147V35L149 34ZM154 33V32H153ZM161 32H159V34H160ZM215 33V34H216ZM42 34H45V35H43V36H41V38H39L40 37V35H42ZM87 34V33H86ZM86 34H85V36H86ZM89 34H90V32H89ZM89 34H88V36L87 37H89ZM106 34V33H105ZM105 34H104V36H105ZM140 34V35H139ZM145 34H144V36H145ZM155 34H158V33H155ZM226 34V35H225ZM67 35V34H66ZM93 35H95V33H93ZM96 35H97V33H96ZM99 35V34H98ZM97 35V36H98ZM101 35H103V33L101 34ZM149 35H151V34H149ZM154 35V34H153ZM153 35L151 36V38H149L148 37V39L146 40L147 42L145 43V44H147L148 42V46L147 47H150V49L151 48H155L156 47V45L158 44V46H161V48H155L154 50H162V45L164 44V41L163 42H161L162 43V45L159 43L160 42V40L162 41V37L159 39V40H155V35H154V37H153ZM160 35H165L164 33H162V34H160ZM81 36V35H80ZM91 36H92V34H91ZM116 36H115V38H116ZM141 36V37H140ZM157 37L156 38H159L160 36H158V35H156ZM166 36V35H165ZM164 36V37H165ZM45 37L47 38V40L45 39ZM53 37V38H52ZM68 37V36H67ZM82 37H84V36H82ZM94 39H96V36H92ZM100 37V36H99ZM105 37H107V35L105 36ZM102 38V37H100V38H102V40H103V42L102 43H104L105 41V39L106 38ZM108 37H107V40L106 41H108ZM109 37V38H110ZM131 37V38H130ZM140 37V38H139ZM164 37H163V40H164ZM237 37H238V41H237ZM245 37V38H244ZM45 39V41H48V42H46V44L47 43H49L50 41L51 42H53L54 40H52V39H56L55 41L56 42H58V41H65V42H67L66 44L67 45H69L67 48L64 46L65 44H63L62 45V47H61V45H60V43H57V44H59L58 46L57 45H55V44H53L52 45V43L50 42L49 44H51L50 46H53L52 47V49H50L51 47L49 46L48 47V45L46 46L45 45V42L44 41H41L42 39ZM75 38V39H74ZM80 39H81V37H79ZM91 38V37H90ZM99 38V39H100ZM115 38H113V39H115ZM124 38H126V39H124ZM144 38H146V37H144ZM154 38V39H153ZM231 39V41H229L228 39ZM234 38H236V41H233V39ZM239 38L241 39V40H239ZM63 39V40H62ZM70 39V38H69ZM99 39L97 40L96 39V42H95V40L93 41V39H89L90 40V42L92 41L93 43H95V44H93V45H91V46H93V47H95V49H93V47H91L90 45V47L92 48H86V49H83V45L81 46V41L83 42H85V40L86 39H81V41L80 40H78V42L80 43V46H81V50H79V51H81V52H79L78 50H76V48L77 49H80V46H79V43L77 42V41H75L76 43H78V45H76V43H75V45H74V47H76L75 49H73V51H74V54H76L75 52H77V53H81V55H78V57H76V58H74V60H73V57H72V54H70L68 51V53H66V55L67 56H62L61 54H64V53H59V58H60V61H61V63L63 62L62 61V59L63 60H65L66 59V57L67 58H69V59H66V61L68 60V62H70L69 63V65L72 67H77L78 65V63H79V66L78 67H80V65L82 66V67H80V68H83L85 65H87V66H85L84 68H87L88 67V65H89V67L87 68V71H86V69L83 71V69L82 70H80L78 67L76 68L77 69V71H78V69L80 70V72H84L85 73V75L87 74L88 75V73H89V75H94V73H96L95 75L96 76H93L94 78H96L97 79V76L98 75H100V76H98L99 78V83H104L103 84V86L105 87V90H104V87L102 86V84L100 85V84H97L98 83V81L96 80V82H95V80H94V78L92 77V75H91V77H92V79L91 80H89V78L90 77H88L87 75L85 76V75H83V72L81 73V77L80 76H78V74L77 75H75L74 76V74L72 73H70L71 75H73L74 76V78L71 76H69L70 74L68 73V71L70 70L69 68H67V69H69L68 71H67V73H68V78H69V80L68 81H70V78L71 79H73V80H71V82L73 83V82H75L76 84V86H77V91L75 90L74 92H78L77 93V95L75 96L74 94H73V90H72V88L73 89H75L76 88V86L74 85V84H71V82H68L69 83V85L71 86L72 85V87H70L71 88V90H72V92H69V93H71L70 95H74L75 97V100H74V98H73V101H72V99L71 98H69V100L71 101L70 103H73V102H75L74 104L76 105V104H78L79 103V101L81 100V97H83L82 98V100L83 99H85V97L84 96H86V98H87V101H88V99L91 101L92 99H95L96 100V98H95V96H97L98 94H100L101 92V90L100 91H98L99 89H102L103 88V90L102 91H106L107 89H111L112 87H114V85L116 86V84H117V79L116 78H118L119 79V81L121 82L123 79H126V78H124L123 77V75H122V73L123 72H121V70L120 69H118L117 67L119 66L118 65V63L119 62H121L122 64H123V62H124V60H126L125 62L126 63H128L129 64V60H127L128 58H130L129 56H128V54L130 53L131 54V56H132V58H133V55H137V54H132L131 52H129V53H124L123 54V52H122V48H121V53L119 54V50H118V48H115L117 45H116V42H114V44H115V47H114V44H113V47H114V49L116 50L117 49V51H116V54H119V55H121V56H118L119 58H116L115 57V54H113V52H115V51H110V53H112V57H107V54H105L106 52L105 51H109V50H105V49H107L108 47L109 48H111V46L112 45H109L110 44V42L109 41H111V40H109L106 44H108V45H104L105 46V49H104V46L103 45H101L102 47L100 48V44H101V39H100V41H99ZM123 39L125 40V41H123ZM141 39V40H142ZM165 39H167V38H165ZM227 40L228 41V43H227V41H225V40ZM89 40H86V42L87 43H89ZM129 40H132V41H130L129 42ZM135 40V39H134ZM139 41V43H140V45H142V48H144L143 47V44H144V42H145V40L142 42V41ZM149 40V41H148ZM249 42H248V41ZM38 41H40L38 44L39 45H41L42 43L44 44V45H41V48L40 47H38V49L40 48V52H38L39 50L37 49V48H35L34 47V45H37V42ZM98 41V42H97ZM114 41H116V40H114ZM128 41V44L126 45L125 43ZM150 41H152V42H150ZM159 41V42H158ZM166 41V40H165ZM85 42V43H86ZM111 42H113V41H111ZM122 42H123V44H122ZM235 42V43H234ZM238 42V43H237ZM54 43V42H53ZM74 43V42H73ZM104 43V44H105ZM134 43H136V41L134 42ZM137 43H138V41H137ZM139 43H138V45H139ZM143 43V44H142ZM150 43H152V44H150ZM227 43V44H226ZM242 44H240L241 46L243 45V42H241ZM254 43V41L252 42V44ZM258 43V46L259 45H261V43L259 44V42H257ZM256 43V44H257ZM62 44V43H61ZM97 44H99V45H97ZM122 44V45H121ZM29 45H31V46H29ZM33 45V46H32ZM38 45V46H39ZM97 45V46H96ZM129 45V46H128ZM135 46L137 45V44H134ZM140 45H139V47H140ZM151 45H153L154 47H152ZM255 44H253V46H254ZM28 46H29V48H28ZM55 46H57V47H61L60 49L59 48H56V49H54V50H57V51H55V53L53 52L54 50H53V48L55 47ZM70 46V50H72L71 48L73 47H71ZM88 46V45H87ZM253 46H251L252 47V49H253ZM48 47V48H47ZM73 47V48H74ZM107 47V48H106ZM113 47L111 48V49H113ZM130 47V48H129ZM146 47V48H147ZM186 47V46H185ZM229 47V48H230ZM245 47L243 48V49H245ZM247 47H250V46H248L247 45ZM17 48H19V49H17ZM35 48V49H34ZM63 48V51H61V49ZM96 48H98L97 50H99L100 49V51H97L96 52ZM108 48V49H109ZM15 49V50H14ZM24 49H22V50H24ZM47 49H50L51 51H48ZM103 49V50H102ZM130 49V50H129ZM139 50L141 49V48H138ZM145 49V48H144ZM150 49H148L149 51L148 52H146V53H150V51L152 50H150ZM215 49H220V50H215ZM252 49H249L251 52H252V55H255V57L256 56H258L259 54H260V50L258 51V49H260V48H258L257 46H255L254 47V49L252 50ZM17 50V51H16ZM21 50V51H22ZM43 50H45V51H43ZM85 51V50H87V52L86 53H91L92 55H90V58H89V56L87 55V54H84V52L83 51ZM90 50V51H89ZM93 50H94V52H93ZM147 50V49H146ZM246 50H248V48L246 49ZM29 51V53H30V50H28ZM136 51V52H135ZM142 51V49L140 50V52ZM15 52V53H14ZM26 52V51H25ZM34 52V51H33ZM72 52V51H71ZM96 52V53H95ZM98 52H99V54H98ZM101 52H102V54H101ZM118 52V53H117ZM144 52V50L142 51V53H145ZM151 52H153V51H151ZM256 52V53H255ZM259 52V54H257ZM28 53V54H29ZM36 53H40V54H36ZM46 53V52H45ZM104 53V54H103ZM109 53V55H111ZM254 53V54H253ZM15 56H14V55ZM21 54V53H20ZM22 54H24V53H22ZM31 54V53H30ZM48 54V55H49ZM73 54V55H74ZM84 54V55H83ZM94 54H96V55H94ZM123 54V55H122ZM127 54V55H126ZM249 55H250V53H248ZM47 55V54H46ZM83 55V56H82ZM94 55V56H93ZM100 55V56H99ZM113 55H114V58H116V59H113V61H109V62H112V64L111 63H109L108 61H107V59H109V58H113ZM124 55H126V56H124ZM23 56V57H24ZM40 56V57H41ZM43 56H45V54H43ZM72 57V58H70V57ZM74 56H77V54L76 55H74ZM79 56H81V59L83 60H77V59H80V57ZM95 57V59L93 60V57ZM97 56H99L98 58V60L99 61H101L102 60V62H103V60L105 61V62H103V64H100V65H98L99 63L97 62ZM102 56V59H100V57ZM104 56H106V58L104 57ZM216 56H218V55H216ZM215 56V57H216ZM251 56V55H250ZM23 57L22 58H19L18 60H22L23 59ZM40 57H37L38 58V60L40 59ZM85 57V58H84ZM121 57H126L127 59H124V60H122L123 58H121ZM251 57H253L254 58V56H251ZM258 57H261V56H258ZM258 57H256L255 58V62H251V64L253 63V64H255L254 65V67H255V70H256V67L258 66V67H261V66H259V65H261V63L260 62H258V61H261V60H259L258 59ZM17 58V59H16ZM33 58V59H32ZM44 59L45 58H47V60H49V57H47V56H45V57H43ZM42 58V59H43ZM58 58V57H57ZM103 58H105V59H103ZM121 58V59H120ZM135 58V57H134ZM133 58V59H134ZM41 59V61L43 62L44 60H42ZM51 59V58H50ZM53 59V58H52ZM71 59V61L73 60V62H71V61H69ZM84 59H86L85 61H84ZM90 59V60H89ZM92 59V60H91ZM120 61H119V60ZM133 59H131V60H133ZM137 59V62H138V58H136ZM136 59H135V62H136ZM256 59H258V61L256 60ZM32 60L34 61V62H32ZM95 60H96V62H95ZM115 60V61H114ZM12 61V64H15L14 62ZM23 61V60H22ZM57 61V60H56ZM59 61V60H58ZM57 61V62H58ZM60 61L58 62V63H60ZM74 61H76V62H74ZM82 61V62H81ZM89 61V62H88ZM92 61V62H91ZM93 61L95 62V63H93ZM106 61L108 62L107 64H105L106 63ZM118 63H117V62ZM123 61V62H122ZM151 60H149L148 62H150ZM20 62V61H19ZM48 62V61H47ZM46 62V63H47ZM50 62V64H47V66L49 67L48 69L49 70H52V69H50V66L49 65H51L52 63L51 62H53V61H49ZM48 62V63H49ZM65 62V61H64ZM134 62V61H133ZM33 63H35L34 65H33ZM41 63V62H40ZM45 63V62H44ZM43 63V64H44ZM54 63H56V62H54ZM54 63H53V70H55L54 69ZM87 63V64H86ZM114 63H115V65H114ZM120 63V64H121ZM126 63H125V65H126ZM131 63V65H126V67H129V66H133L132 65V61L130 62ZM257 63H259V65H257ZM12 64H9L10 66H9V69H12L14 66L12 65ZM17 64H15V66H18ZM37 64V65H38ZM64 64V63H63ZM91 64H95V66H93V65H91ZM104 64L106 65L105 67H104ZM108 64H111V65H113L112 67L111 66H109L108 68H107V66H108ZM21 64H19V66H20ZM46 65V64H45ZM55 65H57V63L55 64ZM62 65V64H61ZM67 65V64H66ZM97 65V66H96ZM136 65V66H135ZM137 65H138V63H135L134 64V66L137 68ZM250 65V64H249ZM2 66H3V68H2ZM13 66V67H12ZM18 66V68H16L15 70H13L12 69V71L10 70V71H7L5 74H8V73H11L10 74V76H8V78L9 79H7L6 78V75L4 74V76H5V78H6V80L5 81H7L5 84H3V85H6V84H9V81L11 82L10 83V85L13 83V82H16V80H19V82H17L16 84H20V79L22 78H20L19 76V78H17V77H15L14 76V78H15V81L13 80L14 78H13V76L12 75H16V73L14 72V71H16L17 69L19 70V71H21ZM32 66V67H31ZM46 66V67H47ZM63 66H65V64L63 65ZM139 66V68H140V64L138 65ZM142 67L141 68H145V66H143V65H141ZM11 67V68H10ZM36 67V66H35ZM35 67L32 69V71H34V73L36 72L35 71ZM45 66H44V68H46ZM96 67V68H95ZM100 67H102V68H104V72L102 71H98L97 69L98 68H100ZM124 68L125 66H119V68ZM124 68V71L127 69V68ZM147 67V66H146ZM150 66H148L147 68L149 69V71H150V68H149ZM254 67H253V69H254ZM257 67V68H258ZM25 68V70L23 71V69ZM90 68V69H89ZM92 68L94 69V70H92ZM115 68H117L116 70H115ZM122 68V69H123ZM132 68V67H131ZM131 68H129L130 70H126L125 71V73L126 74H124V76H126V77H128L129 76V74H127V72H130L132 69ZM252 68V67H251ZM75 69V68H74ZM89 69V70H88ZM101 69V68H100ZM142 69V70H143ZM148 69H146V70H148ZM112 70H113V72H112ZM134 70V71H133ZM133 72L131 71L130 73H131V75L134 73V75L136 76L137 74H139V73H141V72H148V71H146V70H144V71H140L139 69L137 70V69H135L134 67H133ZM135 70H137V71H140L139 73H137ZM151 70H153L154 71V68H152ZM251 69L249 68V71H250ZM93 73H92V72ZM96 71H98V72H96ZM108 72V73H105V72ZM123 71V70H122ZM252 71V70H251ZM254 71V70H253ZM66 72V71H65ZM64 72V73H65ZM74 72V71H73ZM90 72H91V74H90ZM114 72H115V74H114ZM137 74H136V73ZM34 73H32L31 75H34V76H36ZM67 73H65V74H67ZM102 73V74H101ZM111 73H113L114 74V78H113V76H111V75H113V74H111ZM118 73H120V74H118ZM145 73V74H146ZM149 73V72H148ZM147 73V74H148ZM262 73L264 74V72L262 71ZM259 74V75H257V76H259V78H261L260 77V75H262V78H261V80L259 79L258 81L256 80V77H255V81L256 82H259V81H262V82H260V83H263L264 82V77H263V74ZM27 75H29V73H26ZM111 74V75H110ZM142 74V73H141ZM18 75V74H17ZM16 75V76H17ZM80 75V74H79ZM130 75V76H131ZM2 76V79H5V78H3L4 76L3 75H0V77ZM22 76V75H21ZM23 76H25L26 77V75L24 74ZM47 76V75H46ZM45 76V78H43V81L41 80L42 79V77H41V79H39V80H41V81H39V82H41V84L42 83H46V82H48L49 80H46V79H49L48 77H50V76H48V77H46ZM62 76V75H61ZM64 76V75H63ZM67 76V75H66ZM84 76V77H83ZM135 76H133V77H135ZM138 76V75H137ZM136 76V77H137ZM24 77V78H25ZM40 77V76H39ZM38 77V78H39ZM51 77H52V75H51ZM65 77V76H64ZM63 77V78H64ZM86 77H88V80L89 81H92V83H93V81H94V83L92 84L91 82H90V84L88 85V84H86V86H85V81L87 80V78ZM238 77V76H237ZM67 78V77H66ZM120 78H122V79H120ZM130 78V77H129ZM129 78H127V79H129ZM131 78H132V76H131ZM1 79V78H0ZM44 79L46 80V82H44ZM65 79V78H64ZM80 79V80H79ZM102 79V80H101ZM151 79H152V77H151ZM22 81H24V79H21ZM25 80H27V78H25ZM66 80V79H65ZM76 80V81H75ZM77 80H79V83L81 84V83H84V86H83V84H81L82 85V87H84V88H82V87H80V88H78V86H79V83H78V81ZM101 80V81H100ZM113 80H114V82H116V84L114 83V85L112 84L113 83ZM4 80H3V82H2V80L0 81L1 82V84L2 83H4L5 82ZM53 81V80H52ZM51 81V82H52ZM111 81H112V83H111ZM255 81H253L252 80V82H255ZM50 82V81H49ZM49 82H48V84H49ZM54 82V81H53ZM106 82V83H105ZM107 82H108V84H107ZM150 82H152V83H154V85L152 84V87H154V90H155V92H157V93H159L160 91H159V84H158V86H156L157 85V82H155L154 80H152V81H150ZM251 82V83H252ZM22 83V82H21ZM24 83H27L26 81L24 82ZM87 83V82H86ZM89 83V82H88ZM156 83V84H155ZM0 84V85H1ZM15 84V83H14ZM13 84V85H14ZM47 84V83H46ZM95 84H97V87H98V85L99 86H102V88H99V89H96L97 87H95L94 89H96L95 91H92V90H94V89H91L92 87H94L95 86ZM107 84V85H106ZM151 84H150V86H151ZM247 84H249V82L247 83ZM3 85H1V86H3ZM23 85V84H22ZM94 85V86H93ZM264 85V84H263ZM262 85V86H263ZM0 86V87H1ZM12 86V85H11ZM75 86V87H74ZM90 88H89V87ZM106 87H107V89H106ZM157 87V89H155ZM151 88V87H150ZM150 88L148 87V89H147V92L148 91H151L150 90ZM81 89H83L82 91H81ZM90 89H91V91H90ZM152 89V88H151ZM161 89V88H160ZM80 91V92H79ZM89 91H90V93H91V96H87V95H84L85 93L84 92H88V94H89ZM146 92L145 90H141V92L142 93H140L141 95L142 94H145L144 92ZM161 91H162V89H161ZM100 92V93H99ZM147 92H146V94H147ZM164 92V91H163ZM82 93H84L83 94V96H82ZM95 93H96V95H95ZM149 93V92H148ZM157 93H154L153 92V94H152V92L151 93H149V96H148V94L146 95V97H151L150 96V94H152V97L151 98H155V97H153L155 94L157 95ZM76 94V93H75ZM139 94V93H138ZM137 94V95H138ZM162 92L159 94V95H161L162 96ZM69 95V94H68ZM70 95H69V97H70ZM92 95H93V97L94 98H91L92 97ZM136 95V94H135ZM136 95V96H137ZM159 95H157V97H161V96H159ZM144 95H142L141 97H143ZM71 97H73V96H71ZM132 97V96H131ZM138 98H136V97H132L131 98V101H136L137 99H141V97L139 98V96H137ZM145 96H144V98H142V99H145L146 98ZM156 97V98H157ZM67 98V97H66ZM79 99V100H77V99ZM150 98V99H151ZM97 99H99V98H97ZM95 100L94 101H92L93 103H95L96 104V102H95ZM147 100H149V99H147ZM151 100H153V99H151ZM76 101H78L77 103H76ZM86 101V99L85 100H83V102L82 103H84V102H87ZM89 101V102H90ZM141 101H143V100H141ZM88 102V103H89ZM88 103H86V104H88ZM151 103V102H150ZM150 103H149V105H150ZM74 104H72V105H74ZM85 104V103H84ZM85 104V106H87V108L86 109H90L91 108V106L89 105V104H91V105H94V104H92L91 102L88 104V105H86ZM71 105V106H72ZM78 105H81L80 103L78 104ZM149 105H147L148 106V109H149ZM77 106V105H76ZM82 107H85V106H83V104L81 105ZM152 106V105H151ZM89 107V108H88ZM94 107V106H93ZM92 109V108H91ZM122 132V131H121ZM90 135H88L87 137H89ZM85 138H86V136H85ZM84 138V140L83 141H85L86 139ZM89 139V138H88ZM85 160V159H84ZM83 160V161H84ZM102 161V160H101ZM101 161L99 162V163H101ZM104 162V161H103ZM243 173H244V171H243ZM242 172L241 173H239V174H243ZM238 176V175H237ZM240 176V175H239ZM243 178H244V174H243V176H242ZM241 176L240 177H236V176H234L232 179H230L229 180V182L228 183H226V184H220V187H225V189L226 188H231V187H233L232 189H234L235 187H238V186H240V184L242 183L240 180H239V178H242ZM237 178V179H236ZM255 178L256 177H254L253 178V180H255ZM237 180H239L240 182H239V184L237 183L238 181ZM257 180V179H256ZM255 180V181H256ZM254 181V183H253V181L250 179V180H248V183L246 182V184L247 185H249V186H247V188L245 189V190H249V191H247L246 193L247 194H244V196H243V194H237L236 196H234L233 197V199H230L229 200V203H228V205H227V208H225V210H223L222 212H219V213H217L218 214V217L215 215L214 216V218H212V220L209 222V224H208V227H206L205 229H202V231L201 232H197V234H195V238H194V241H192V242H189L188 244H181V245H178L175 249H176V251H175V249H174V251H175V253H171L170 255L169 254H166L165 255V257H164V259L162 260V263L161 264H171V262L172 261H174V259H175V261L174 262H176V263H174V264H264V196H263V194H264V180H261V183H260V181H257V182H255ZM236 182V183H235ZM249 182H252V183H249ZM263 183V184H262ZM261 184V185H260ZM219 185V184H218ZM263 185V186H262ZM255 186H257V187H255ZM261 186L263 187V188H261ZM250 188V189H249ZM221 190H219V189H216V190H218V191H221V192H223L225 189L223 188H220ZM212 191H214V190H212ZM217 191V192H218ZM210 197H208V198H206V199H208L207 201L205 200V198H204V203H202V205L203 206H205L206 207V205L208 204L209 205V207H208V205H207V207H208V209H207V207H206V210H208V211H212L211 209H215L216 210V207H214L215 205H218V203L217 202H215V200L216 201H219L218 199H220L221 197L223 198V193H220L221 195L218 197V193H216V191L215 192H211L210 191ZM249 193V194H248ZM225 194V193H224ZM206 195H208V194H206ZM226 195H231V193L230 194H225L224 196H226ZM239 195H242V196H240L239 198H237ZM209 196V195H208ZM217 196V197H216ZM218 198V199H217ZM221 198V199H222ZM3 199V198H2ZM234 200V201H233ZM208 202V203H207ZM132 203V202H131ZM216 203V204H215ZM212 204V205H211ZM201 205V206H202ZM211 205V206H210ZM214 205V206H213ZM130 206H133V204L131 205H129V207ZM202 206V208H204V212H203V210H202V208H201V211L200 212H198V213H200V214H205V212H207L206 210H205V207H203ZM210 207H212V208H210ZM138 209V208H137ZM137 209H133V211L136 213V215H138L139 213H137ZM198 213H196V212H194V214H196V215H193V214H191V215H187L186 214V216H183V215H180L181 216V218L180 219H178L177 221H176V223H175V225H173L172 227H170V229H167V231L165 232V233H167L166 235H164L165 236V238H168V240H170L169 239V236L170 237H172V240L174 239H177V238H174V237H178V235L180 234V228H181V231L183 230V229H186L187 228V226H188V224H189V226L190 225H192L191 227H193L194 226V224H195V222H196V220H197V218H199V216L198 215H200V214H198ZM190 214V213H189ZM198 214V215H197ZM220 214V215H219ZM198 216V217H197ZM253 216V217H252ZM236 219V220H235ZM237 221V229H235V227L233 226V222L232 221ZM195 221V222H194ZM187 222H188V224H187ZM191 223V224H190ZM232 223V224H231ZM183 224H185V225H183ZM196 225V224H195ZM174 227V228H173ZM234 227V228H233ZM188 228H190V227H188ZM174 229V230H173ZM173 230V231H172ZM205 230V231H204ZM179 232V234H177L176 235V233H178ZM199 233H200V236H198L199 235ZM202 234V235H201ZM172 235V236H171ZM155 236V235H154ZM163 236V237H164ZM155 238L157 239V238H159V237H156L155 236ZM163 239V238H161V242L163 243V241L164 242H166V239ZM155 240V239H154ZM171 240V242H173ZM157 241L159 242V239H157V240H155V241H153L152 242V244L154 243V244H157V246L159 247V245L161 244H158L157 243ZM168 242V241H167ZM166 242V243H167ZM163 244H165V243H163ZM153 246H155V245H153ZM191 246V247H190ZM157 247V248H158ZM156 248V249H157ZM155 249V250H156ZM184 249H186L185 251H184ZM150 250V249H149ZM148 250V251H149ZM155 250H150L151 252L153 251H155ZM181 250H182V252H181ZM157 251V250H156ZM174 251H172V252H174ZM184 251V252H183ZM152 252V253H153ZM186 252V253H185ZM147 253V252H146ZM145 253V254H146ZM148 253H150V252H148ZM148 253L144 256V257H142V258H140V259H137V261H136V263H139V261H141L142 260V262H140L139 264H141V263H143L144 261H148L149 260V255H148ZM151 253V254H152ZM182 254H184L183 256H182ZM171 255H173V256H171ZM177 257V258H176ZM178 257H180L179 258V260H177L176 261V259H178ZM144 258H146L145 260H144ZM147 258H148V260H147ZM76 259V258H75ZM73 259L74 261H76V260H78V259ZM166 259V260H165ZM172 259V260H171ZM72 260V262H74ZM165 261V262H164ZM168 261V262H167ZM135 263V262H134ZM135 263V264H136ZM145 263V262H144ZM149 263V262H148ZM147 263V264H148ZM74 264H76V262H74Z\"/></svg>","mask_w":264,"mask_h":264}]
</instances>
